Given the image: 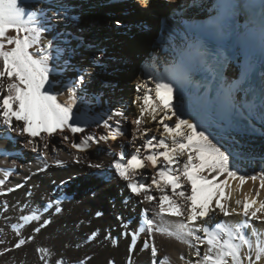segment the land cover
Here are the masks:
<instances>
[{
  "label": "snow or ice",
  "instance_id": "6c2138e0",
  "mask_svg": "<svg viewBox=\"0 0 264 264\" xmlns=\"http://www.w3.org/2000/svg\"><path fill=\"white\" fill-rule=\"evenodd\" d=\"M143 6L147 7V3ZM255 7L256 5L246 4L243 0H216L213 5L215 15L210 16L206 22L187 25L184 31L170 34V60L166 59L165 63L169 64L166 73L170 74L172 82L155 83V99L151 104L148 92L142 97H137L138 100L142 99L143 103L139 106V118L133 123L139 128L148 106L151 111H148L147 115L152 121L159 120L163 131L159 138L152 136L142 145L150 153L142 158L140 148H136L135 154L127 159L126 153L121 151L119 158L110 165L114 172L108 175L118 177L121 182V187L127 193L123 200L125 205L131 200H136L138 204H152L156 197L151 195L149 190L155 186L161 193L157 214L161 217L165 213L174 217H185L187 221V223L181 221L179 225L180 230L186 229L181 235L179 231L163 228L154 218H149L147 207L142 213H138L136 228H133L130 239L134 244L140 234H144L142 243L144 249H150L151 264H157L158 260L159 264H165L167 258H158V249L154 243L155 234L165 232L168 236H174L177 241L188 244L190 248L195 247L191 243L192 238L200 244L206 242L208 249L195 264H264V243L256 244L253 240L258 234L254 229L247 234L241 230L242 227L246 230L252 220H264V216L258 215L264 213V200L258 202L256 199L260 195L259 191L251 198L245 195L243 199L235 200V205L240 206L239 212L247 218L242 226H237L235 234L229 231L227 239H222L220 234L205 226L209 221L214 222L213 218L217 214L229 217L238 212L237 207H230L228 204L231 194L225 195L229 177L238 178L241 185L247 179L256 181L258 177L238 176L236 171L230 170L229 154L213 143L216 136L210 127L198 130V124L181 118L183 113L178 115L172 104L173 82L190 80L192 73L204 70L212 74L213 80L220 78L216 67L222 65L226 59L223 50L231 47L232 60L239 70L238 79L227 86L221 79L215 97H210L206 88L203 93L198 91L193 94L190 103L206 110L210 117L218 116L237 130L264 134V71H261L256 82L253 79L251 65L247 61L238 60L246 47V36L238 31V25L235 23L240 12ZM259 7L261 8L259 33L264 51V0H261ZM77 9L78 6L72 0H0V119H2L0 127L8 130V136L15 133L17 137H24L26 139L24 146L30 147L32 152L37 153V156L45 161L46 153L39 149L33 138L40 137L41 133L53 136L59 131L63 141H70V137L64 134L65 130L73 134L83 132L78 118L74 117L73 107L78 101L83 104L94 101V96L90 100L88 86L95 75V70L99 68L105 73L109 71L104 59L106 49L94 41L85 39L84 30L80 27L81 16ZM176 13L173 19L182 22L184 8H178ZM110 27L113 31L119 32L125 29L126 25L122 19L114 17ZM165 31L169 30L166 28ZM86 59L89 67L84 66L83 61ZM111 71L114 73L117 69L113 68ZM50 76L53 77L51 80ZM163 78L168 79L169 76L165 75ZM57 85L66 88V103H61L57 94H54L53 89ZM102 85L107 88L115 87L110 81H103ZM142 86L147 89V82ZM140 88L141 85H137V91ZM123 115L120 111L113 113V116L117 117ZM110 120L112 116L103 120L105 129H112ZM14 121L22 123L14 124ZM169 122H173L174 126H170ZM115 125L114 131H109L98 138L88 135L79 138L78 143L72 140L71 147L83 152L88 150L93 142L100 146L107 144L109 139L115 140L118 136H123L119 119L115 121ZM135 138L134 130L133 139ZM157 140L158 142L154 144L153 141ZM43 148H48V144L44 143ZM75 162L77 164L82 162L79 155ZM86 163L89 168L95 169L97 174L105 175L103 171L105 166L102 163L90 161ZM56 164L59 166L61 161H56ZM148 164L153 168L157 164L163 166L152 176L151 184L138 182L136 179L139 175L138 170L146 169ZM48 167L45 162L42 168L36 169V172H44ZM221 176H224V179L218 181L217 178ZM8 179L9 170H5L3 178H0V186H4ZM60 183L64 184L65 181ZM185 185L190 186V192L177 191ZM259 186L264 189V173L259 175ZM21 187L23 185L16 184L6 191L13 192ZM169 187L171 196L166 191ZM5 194L6 192L0 188V195ZM95 195L93 192L92 196ZM141 197L142 199H138ZM61 203L60 200L49 199L39 207L33 208L31 215L21 214L19 219L35 222L36 226L32 231L39 234L52 226L56 222V217L64 211ZM27 210L26 208L25 211ZM95 215L101 216L102 213L96 212ZM141 216L143 224L140 223ZM116 220L119 228L123 229L118 235L128 236L127 230L132 227L131 223H125L122 215L117 216ZM198 220L201 221L199 226L195 223ZM23 227L24 225H20V228ZM215 227H220V224L215 223ZM198 232L204 235H197ZM20 235L21 233L17 231L16 236ZM105 238L111 239L112 233H106ZM34 239L32 235H28L27 239L18 238L13 248L19 249ZM85 239L89 241L99 239L98 232H91ZM245 248L247 252L244 251ZM134 250L130 244L129 256ZM40 251L38 248L37 252ZM194 255L201 256L199 248L195 249ZM40 259L42 264H64L63 256L54 250H49V255ZM109 264L114 262L109 261ZM128 264H131L130 259Z\"/></svg>",
  "mask_w": 264,
  "mask_h": 264
},
{
  "label": "bare ground",
  "instance_id": "6f19581e",
  "mask_svg": "<svg viewBox=\"0 0 264 264\" xmlns=\"http://www.w3.org/2000/svg\"><path fill=\"white\" fill-rule=\"evenodd\" d=\"M132 1L105 0L101 3H94L91 0H72L78 6L77 10L81 16L80 27L83 30L90 29V26L85 24L89 20L107 26L102 36L99 39L94 37V39L106 49L104 59L109 66V71L105 73L97 68L88 86L90 100L94 96V101L89 104L78 101L73 107L74 117L78 118L79 126L84 131L73 134L65 130L64 134L70 137V141L74 140L78 143L79 138L83 136L92 135L98 138L109 131H114L117 119L120 120L122 127L128 119L135 121L139 118V106L143 100H138L137 97H142L145 92H148L151 98L149 104H151L155 99V83L172 82L170 74L166 73L169 64L165 63L166 59L170 60L169 35L176 34V31H184L187 25H194L195 20L205 18L208 15L211 0H138L144 4L147 3L150 8L164 10L157 19L146 20L145 18L143 24L134 14L127 16L126 9ZM181 7L184 8V14L181 17L182 22H178L173 18L177 14L176 10ZM114 17L134 22L135 25L126 24L125 29L119 32L113 31L110 23ZM83 20H86L84 24ZM166 28L169 31H165ZM238 60L245 61L242 55ZM83 63L85 67H89L87 59ZM113 68L117 69L114 73L111 71ZM165 75L169 78L164 79ZM238 76L239 70L236 63H232L225 74L224 85L227 86L233 80L238 79ZM52 78L50 76V80ZM95 78H99L102 82L110 81L115 87L107 88L102 83L96 85ZM144 82H147V89L142 86ZM137 85H141L139 91H137ZM173 88V110L177 111L178 115L183 113L181 118L198 124V130H205L206 126L210 127L216 136L213 143L229 154L230 170L236 171L238 176L258 177L256 181L247 179L243 185L239 183L238 178H228L225 195L231 194L228 204L230 207H237L238 212L229 217L217 214L213 219L215 223L220 224V227H215L213 221L205 225L210 227L211 231L220 234L222 239H227V233L231 231L235 234L237 226H242L241 223L247 219L239 212L240 206L235 205V200L243 199L245 195L251 198L255 196L256 191L260 192V195L256 197L257 201L264 200V189L259 186V175L264 173V134L237 130L218 116L210 117L203 108L193 106L190 103L191 96L198 91L204 92L196 80L192 85L188 84V80L175 81ZM53 92L57 94L61 103L67 102L64 86L57 85ZM146 109L145 118L139 128L133 123L135 139H133V132L131 136L124 134L115 140L109 139L107 144L100 146L93 142L92 146L83 152L72 148L70 141H63L59 131L53 136L41 133L40 137L33 139L39 149L46 153V161L40 159L30 147L24 146L26 144L24 137H17L15 133L8 136V130L0 127V178H3L5 170H9V179L4 186H0L6 192L5 195H0V264H42L40 257H47L49 250L62 255L64 264H109V261L114 264H126L129 256V239L118 235L123 229L119 228L116 217L122 215L125 222L129 217H133L131 225L134 226L138 213L145 207L149 209L150 218H154L158 225L168 230L179 231L181 235L184 234L186 229L180 230L179 225L181 221L187 223L185 217H174L167 213L161 217L157 214L161 193L155 186L149 190L150 194L156 197L152 204H138L136 200H131L125 205L123 200L127 193L121 187L118 177L101 176L95 169L89 168L86 163V161L102 163L105 166L104 171L108 165L119 158L121 151L126 153V159L135 154L136 148H140L141 158L150 154L142 145L152 136L159 138L163 127L159 120L152 121L147 115V112L151 111L150 107L146 106ZM116 111L124 115L113 116ZM109 116H112V120L109 121L112 124L111 130L103 127V120L108 119ZM15 123L22 122L14 121ZM0 124H2V119H0ZM169 124L174 126L173 122ZM145 129L148 131L146 132ZM209 138L212 139V136ZM157 142L158 140L153 141L154 144ZM166 142L170 143V141ZM44 143L48 144V148H43ZM78 155L82 160L79 164L75 162ZM56 161H61V164L57 166ZM45 162L49 165L47 170L37 173L36 169L42 168ZM162 166V164H157L153 168L151 164H148L146 169L138 170L137 181L151 184L152 176ZM217 179L218 181L224 179V176ZM61 181L65 183L61 184ZM16 184H21L23 187L13 192L6 191ZM65 184H70L79 193L71 202L65 203L64 211L56 217V222L39 234L32 231V228L36 226L34 222L19 231L21 235L17 237L15 227L21 222L19 219L21 214L24 215L32 207L40 206L52 199L62 191ZM180 190L188 193L190 186L185 185L182 189H177V191ZM166 191L168 195H172L170 187ZM93 192L96 194L94 197ZM26 208L27 211H25ZM96 212H101L102 215L96 216ZM258 215L264 216V213H258ZM195 223L199 226L201 221L198 220ZM253 229L258 234L253 237L254 242L258 240L264 243V220H252L246 230L241 228L242 231H246V234L251 233ZM93 231L98 232L99 239L86 240L85 237ZM108 232L112 233L111 239L105 238ZM28 235L34 236L35 239L26 242L19 249L13 248L18 238L27 239ZM197 235L203 236L204 234L198 232ZM154 243L158 249V257L167 258L165 264H190V262L195 264V261L201 259L208 249L206 242L200 244L194 238L191 239V243L195 247L190 248L188 244L177 241L174 236H168L166 232L156 233ZM38 248L41 249L39 253ZM196 248H199L201 252L200 257L194 255ZM8 249L11 251H6ZM244 251L247 252V249L245 248ZM150 263V249H144L140 241L133 254V264Z\"/></svg>",
  "mask_w": 264,
  "mask_h": 264
},
{
  "label": "rangeland",
  "instance_id": "374dc122",
  "mask_svg": "<svg viewBox=\"0 0 264 264\" xmlns=\"http://www.w3.org/2000/svg\"><path fill=\"white\" fill-rule=\"evenodd\" d=\"M91 1L94 2V3H101L102 1H105V0H91ZM143 5H144V3H142L141 1L133 0L132 3L129 4V6L126 9L127 16L130 15L131 12H133L134 15L138 19H140V23L143 24L144 23L143 21H145L144 20L145 18H146V20H148V19H157L159 14L162 11H164V10H161V9L150 8L148 5H147V7H144ZM85 21L86 20L82 21L83 24L85 23ZM124 23H125V25L126 24H129L131 26L135 25L134 22L124 21ZM85 24H86V26H87V24H88V26H90V29L84 30L85 39L98 43V41H95L94 37H96V39H99L102 36V32L104 31L105 27H107V26L101 25V24H96V21L93 22L92 20H89ZM94 82L97 85L98 83L101 84L102 80H99V78H95ZM114 129H115V127H114ZM121 130L124 132L125 135L131 136L132 132H133V120L131 118L128 119L127 122L124 125H122ZM254 243L261 244V242L258 241V240H256V242H254Z\"/></svg>",
  "mask_w": 264,
  "mask_h": 264
},
{
  "label": "water",
  "instance_id": "95a60500",
  "mask_svg": "<svg viewBox=\"0 0 264 264\" xmlns=\"http://www.w3.org/2000/svg\"><path fill=\"white\" fill-rule=\"evenodd\" d=\"M130 14H132V15H133L134 13H133V12H131Z\"/></svg>",
  "mask_w": 264,
  "mask_h": 264
}]
</instances>
